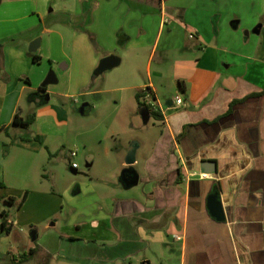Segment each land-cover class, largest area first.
Wrapping results in <instances>:
<instances>
[{
    "label": "crops",
    "instance_id": "0c3cea01",
    "mask_svg": "<svg viewBox=\"0 0 264 264\" xmlns=\"http://www.w3.org/2000/svg\"><path fill=\"white\" fill-rule=\"evenodd\" d=\"M67 2L68 11L87 4L85 0ZM99 4L113 7L119 17L113 28L116 48H150L148 61L155 56L162 33L168 31L159 68L170 49L181 52L173 61L171 82L176 83L175 97H182L184 104H175V97L159 98L163 92L157 85L165 80L161 71L154 73L155 81L149 72L147 81L134 83L137 91L149 87L161 109V120H155L158 134L152 141L142 138L127 149H116L117 171L122 173L119 185L105 187L104 195L94 190L82 209L71 200L75 207L69 209L76 212L65 226L69 232L63 231L56 217L64 206L46 183L45 165L67 114L37 96L47 75L38 69L43 58L40 48L28 51L38 36L54 31L42 22L24 23L38 10L30 14L16 9L14 18L0 20L7 23L0 29V214L7 215L5 228L10 225L9 232L0 229V264H40L48 259L49 264H90L92 260L91 264H106L130 250L144 257L142 264H264V70L250 63L255 50L252 54L247 38L237 32L241 24L237 12L228 8L226 0H101ZM153 17L158 18L157 28L152 42H146L147 23ZM260 17L256 15L254 23ZM88 19L94 21L87 15ZM257 25L245 34L256 35L254 47L259 49L264 27ZM126 29L135 30L138 39ZM176 31H185L188 39L177 42ZM67 34L84 82L89 75L95 77L101 58H119L112 52L115 49L100 58L86 35ZM59 36L62 43L68 40L64 33ZM74 57L67 60L65 69H72ZM46 58L51 68L50 56ZM30 114L35 118L28 128L13 125L15 115ZM131 147L134 159L128 164ZM87 161L86 167L91 168L94 160L88 157ZM209 163H214V172H209L214 167ZM112 164L108 162L107 171L112 172ZM212 191L219 193L223 222L207 210ZM80 216L86 220H79ZM26 227L35 231L34 241L23 232ZM81 229L92 237L94 248L79 263L62 260L64 240L75 237L70 231ZM106 244L118 249L113 258L109 259Z\"/></svg>",
    "mask_w": 264,
    "mask_h": 264
},
{
    "label": "rangeland",
    "instance_id": "374dc122",
    "mask_svg": "<svg viewBox=\"0 0 264 264\" xmlns=\"http://www.w3.org/2000/svg\"><path fill=\"white\" fill-rule=\"evenodd\" d=\"M67 1L2 0L0 3V20L14 18L17 13L16 9L21 12L28 11L30 14L34 10H38L39 13L29 15L24 23L42 22L44 28H53L54 31L51 34L44 32L42 38L40 36L36 38L40 39V44L42 39L39 53L43 58L38 69L46 70V75L49 71L55 74L57 83L47 86V90L51 92L50 94L47 92V94L52 104H56L65 110L67 117L65 127L53 138V148L55 149L52 152V157H49L45 165L47 166L45 180L48 187L56 191L57 201H61L64 206V211L59 213L56 218L60 220L62 230L69 232L68 227L65 226L68 218L73 214L75 215L76 212V208L69 209L75 207L71 205V200L74 199L77 206L82 209L87 199L92 197L94 190L99 193L104 192V195L105 187L115 188L119 185L121 171H117L119 156L115 152L116 149H127L138 139L145 138V140L152 141L157 136L158 127L155 119L148 116L144 108H136L133 92L136 93L137 89L132 86L136 83L140 84L141 81H147L149 72L155 81L154 73L161 71L165 74V80L160 82L161 85H157L158 88H162L163 92L159 98L163 100L164 96L170 100L174 99L177 89L176 83L171 82L173 61L181 55V52L177 48L170 49L164 65L159 68L162 62L158 60L162 57V51L167 47L165 43L169 39L166 29L161 35L155 56L150 57L148 61L150 48L141 51L116 48L115 44L118 42L113 39V34L116 32L113 28L118 25L119 17L113 7L105 9V6L99 4L101 0H85L87 4L80 3L79 6L72 7L71 11H68L64 8L65 3H68ZM226 1L229 3L228 8L234 9L241 19V24L237 30L238 34H241L242 39L247 38V47L251 49L252 54L255 50L254 57L250 62L251 65L264 70V29L260 33L259 38L262 43L259 49L254 47L257 40L256 35L251 33L246 37L245 34L257 24L258 27L260 25L264 27V0ZM58 6L60 9H57ZM258 14H261L259 22L254 23ZM87 15L94 18V21L93 19L92 21L86 20ZM157 20V17L148 20L147 34L144 38L146 42H152L157 28ZM4 27H7V23L0 22V29ZM67 31L86 35L91 49L100 58L109 50L115 49L112 52L121 59L120 64L98 76L89 75L84 82L83 76L80 74L81 68L77 65L79 61L71 53L68 44L71 40L68 38L71 35L67 34ZM126 31L134 40L138 39L135 30L126 29ZM59 33H64L68 40L62 43ZM174 35L177 42L188 39L185 31H176ZM257 50L259 51L257 52ZM46 56H50L53 63L51 68ZM73 57L75 58L74 66L71 70L65 69V66L68 65L67 60H71ZM128 92L130 96H128ZM82 104H87L84 114L79 113ZM70 151L76 153L75 157L69 158ZM108 153L109 157L106 156ZM88 157L94 160V165L91 168L86 167ZM108 162H113L112 172L107 171ZM72 163L76 164V174L70 171ZM113 180L114 184L107 185ZM77 191L79 192L74 195ZM79 220L84 221L86 218L80 216ZM22 230L27 235L33 231L30 227ZM70 234L75 237L71 240L63 239L64 243L61 247L60 256L62 260H67V262L76 259L72 262L79 263L80 257L83 258L85 253L94 248L90 240L92 237L83 229L77 232L75 230L70 231ZM86 239L90 240V243H86L84 241ZM12 244L14 243L12 242ZM105 246L108 247L109 259L113 258L115 256L113 253L118 249L113 248L111 244ZM149 254L153 256L150 251ZM140 255L137 251L132 252L130 250L118 254L115 259L108 260L106 264H142L144 257ZM42 262L40 264H49L50 259L47 262ZM88 262L91 264L93 260ZM171 263L176 264L175 261H171Z\"/></svg>",
    "mask_w": 264,
    "mask_h": 264
},
{
    "label": "water",
    "instance_id": "95a60500",
    "mask_svg": "<svg viewBox=\"0 0 264 264\" xmlns=\"http://www.w3.org/2000/svg\"><path fill=\"white\" fill-rule=\"evenodd\" d=\"M40 45V40L39 39H35L34 41H32L29 45L28 51L29 52H35ZM119 64V58H117L114 55H108L105 56L103 58L100 59L96 69L93 72L94 76H98L99 74L105 72L106 70H110L114 67H116ZM57 83V78L55 76V74L52 71H49V73L47 74V76L45 77V79L43 80V82L40 84L38 91L44 89L45 87H47L48 85H52V84H56ZM49 100V95L47 93H45L44 95V102ZM87 104H82L79 108V113L84 114L85 112V106ZM144 110L146 111V114H148V116H150V112L147 108L143 107ZM133 159H134V154H133V147H131L130 149V153L128 155V164L133 163ZM211 165H213V170H209V172H214L215 171V165L214 163H209ZM73 174H76L75 170H70ZM124 174V172H123ZM125 180H127L126 177H124ZM136 178L134 179V183ZM127 182V181H126ZM207 210L209 212V214L215 218L216 221L219 222H223L225 220V212H224V208L222 206L220 197H219V193L217 191H212L208 196H207ZM30 237L31 240L34 241L35 240V231H31L30 233Z\"/></svg>",
    "mask_w": 264,
    "mask_h": 264
},
{
    "label": "trees",
    "instance_id": "16d2710c",
    "mask_svg": "<svg viewBox=\"0 0 264 264\" xmlns=\"http://www.w3.org/2000/svg\"><path fill=\"white\" fill-rule=\"evenodd\" d=\"M32 56H33V60L35 62H37L38 57L35 54H32ZM179 86H180V88L182 90V84L181 83H179ZM145 89L151 93V90H150L149 87H145ZM141 90L137 91L136 94H135V99H136V102H137V107L138 108H143V107L147 108L149 110V112H150V115L155 120H161V115H160V112L159 111H155L149 105H146L145 103H143L141 101V96H142L141 95ZM263 93H264V89H263ZM152 98L154 99L153 96H152ZM34 118H35L34 114H30V115H28L25 118H20V117H18V115H15V117L13 119V125H17V126L25 129V128H28L34 122ZM35 139L38 140L37 137ZM10 202H12V199H10V201L8 202V204H11ZM20 205H21V203L20 204H17V207H19ZM6 217H7L6 213H1L0 214V218H1V221H0V229L1 230H6L7 232H9L10 225H7V227L5 228V223H6L5 222V219H6Z\"/></svg>",
    "mask_w": 264,
    "mask_h": 264
},
{
    "label": "built area",
    "instance_id": "2783aa9c",
    "mask_svg": "<svg viewBox=\"0 0 264 264\" xmlns=\"http://www.w3.org/2000/svg\"><path fill=\"white\" fill-rule=\"evenodd\" d=\"M141 95H142L141 101L143 103H145L146 105H149L155 111L160 112V110H161L160 107L158 105H156V103L154 102V99L152 98V94L149 91H147L145 88H143L141 90ZM175 104L183 105L184 101H183L182 97H180V96L175 97ZM75 155H76V153L74 151H70L68 156H69V158H73V157H75ZM75 167H76V164L72 163L71 168L76 169ZM203 175L205 176V174H203ZM176 239H179V237H176Z\"/></svg>",
    "mask_w": 264,
    "mask_h": 264
},
{
    "label": "flooded vegetation",
    "instance_id": "af4514ba",
    "mask_svg": "<svg viewBox=\"0 0 264 264\" xmlns=\"http://www.w3.org/2000/svg\"><path fill=\"white\" fill-rule=\"evenodd\" d=\"M47 87H45L44 89L40 90L39 93L37 94V96L41 99L44 100V95L46 93Z\"/></svg>",
    "mask_w": 264,
    "mask_h": 264
}]
</instances>
